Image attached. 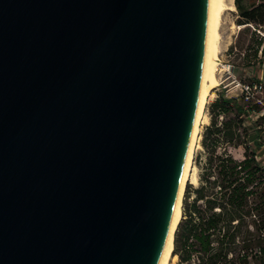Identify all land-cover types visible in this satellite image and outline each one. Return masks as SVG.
Masks as SVG:
<instances>
[{
  "label": "water",
  "instance_id": "95a60500",
  "mask_svg": "<svg viewBox=\"0 0 264 264\" xmlns=\"http://www.w3.org/2000/svg\"><path fill=\"white\" fill-rule=\"evenodd\" d=\"M209 0H0V264H158Z\"/></svg>",
  "mask_w": 264,
  "mask_h": 264
},
{
  "label": "trees",
  "instance_id": "16d2710c",
  "mask_svg": "<svg viewBox=\"0 0 264 264\" xmlns=\"http://www.w3.org/2000/svg\"><path fill=\"white\" fill-rule=\"evenodd\" d=\"M234 2L244 31L264 26V0ZM255 43L256 57L264 39H253L247 49ZM245 56V66L256 63ZM263 108L242 93H219L210 103L198 184L186 187L174 236L178 264H264V165L258 158V149L264 150ZM229 147H241L243 157L236 158Z\"/></svg>",
  "mask_w": 264,
  "mask_h": 264
},
{
  "label": "rangeland",
  "instance_id": "374dc122",
  "mask_svg": "<svg viewBox=\"0 0 264 264\" xmlns=\"http://www.w3.org/2000/svg\"><path fill=\"white\" fill-rule=\"evenodd\" d=\"M225 23L222 27L221 34H222V41L220 45V54L218 62L219 71L218 75V84L213 89L214 97H217L219 93H223L226 97H239L241 94V87L239 85L242 81H250L257 80L261 75L264 77V52H262V48L264 47V43L260 45V49L258 50L257 56L255 57V49L256 43L252 45V49H247L249 43H252L253 39L256 41L262 37L264 39V26L259 27V29L251 28V31H244L243 26L239 25L237 20L239 19L237 9L234 11H229L226 14ZM242 29V30H241ZM256 30V35L252 34V31ZM248 53V59L251 63L256 62L255 64H251L250 66H245L244 63L246 61L245 54ZM262 60V63L259 61ZM211 99L205 108V114L207 115L209 121L208 123H203L201 125L200 130V139L199 144L200 147L196 149L195 157H194V164L197 167V174L199 179L200 173V164L203 163L205 154L203 151L202 139L205 127L210 123V110L209 105L212 102ZM262 105V104H261ZM263 106V105H262ZM261 113H264V110H261ZM261 114H255L252 118H249L247 123L251 124L254 122ZM264 129V125H263ZM229 151L236 157L242 158L243 157V149L229 147ZM258 158L264 165V150L258 149ZM194 185L190 182V180L186 183L183 196H182V204H183V197L184 192L186 190L187 185ZM182 217V215H181ZM170 264H178V257L175 261L170 262ZM251 264H257V262L252 261Z\"/></svg>",
  "mask_w": 264,
  "mask_h": 264
},
{
  "label": "bare ground",
  "instance_id": "6f19581e",
  "mask_svg": "<svg viewBox=\"0 0 264 264\" xmlns=\"http://www.w3.org/2000/svg\"><path fill=\"white\" fill-rule=\"evenodd\" d=\"M236 10L234 0H209L208 1V15H207V31L205 54L203 63V72L201 79V87L199 100L197 105L196 116L193 124L192 134L189 141L181 183L173 216L171 220L170 229L159 258L158 264H170L178 257L173 253L174 250V236L178 223L182 215V194L186 183L190 180L193 184L198 183L197 167L194 164V157L196 149L200 147V130L203 123H208L209 119L205 114V108L208 102L213 99V89L218 84V62L220 54V45L222 41L221 30L225 23L226 14L229 11Z\"/></svg>",
  "mask_w": 264,
  "mask_h": 264
},
{
  "label": "built area",
  "instance_id": "2783aa9c",
  "mask_svg": "<svg viewBox=\"0 0 264 264\" xmlns=\"http://www.w3.org/2000/svg\"><path fill=\"white\" fill-rule=\"evenodd\" d=\"M241 93L246 100L262 104L264 107V79L258 81H242L239 83ZM264 110V108H263Z\"/></svg>",
  "mask_w": 264,
  "mask_h": 264
},
{
  "label": "crops",
  "instance_id": "0c3cea01",
  "mask_svg": "<svg viewBox=\"0 0 264 264\" xmlns=\"http://www.w3.org/2000/svg\"><path fill=\"white\" fill-rule=\"evenodd\" d=\"M260 78H263V75H261V76L259 77V79H260Z\"/></svg>",
  "mask_w": 264,
  "mask_h": 264
}]
</instances>
